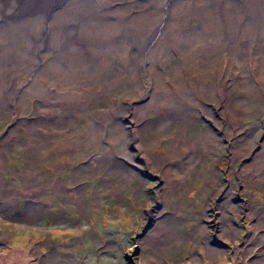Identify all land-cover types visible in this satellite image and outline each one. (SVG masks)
Listing matches in <instances>:
<instances>
[{
	"label": "rangeland",
	"instance_id": "374dc122",
	"mask_svg": "<svg viewBox=\"0 0 264 264\" xmlns=\"http://www.w3.org/2000/svg\"><path fill=\"white\" fill-rule=\"evenodd\" d=\"M139 1L110 0L111 15L157 19L169 6ZM6 5L0 97L12 102H0V264H264V0H198L196 12L181 4L194 26L209 14L222 27V47L189 63L188 44L179 56L178 40L156 43L155 32L133 80L119 66L96 69L57 79L54 96L43 71L13 74L5 48L15 40L24 38L30 63L51 55L26 52L27 22L17 26ZM233 16L244 30L230 36ZM164 50L179 57L157 62ZM32 87L49 97L29 95Z\"/></svg>",
	"mask_w": 264,
	"mask_h": 264
},
{
	"label": "bare ground",
	"instance_id": "6f19581e",
	"mask_svg": "<svg viewBox=\"0 0 264 264\" xmlns=\"http://www.w3.org/2000/svg\"><path fill=\"white\" fill-rule=\"evenodd\" d=\"M148 1L149 0H141L137 2V5H142V9L144 10L146 8L149 9L150 3L148 4ZM0 2L3 9L8 8L6 5L8 2H10V7L15 9L13 17L14 19L15 17L17 18L14 20V23H18L17 26H22L23 20L27 22L24 37L30 36L32 43L29 40L24 42L26 52H31L33 54L36 53V55H38V52H43L42 55L47 53L51 55L45 65H41V62L30 63L24 58L22 51V41L24 38L21 39V42L15 40L5 48L14 62L13 74H19L20 77V73L24 72L23 70L27 69L29 72L35 71V73L41 70L49 75V77L51 76L54 80L52 85L48 88L49 92L53 90L57 91L59 89L60 86H58L59 83L57 82V79L62 78V82L65 84L66 82L70 83V81L73 82V80H75L73 77L77 78L78 76L90 75L94 73L96 69L108 74L119 66L121 68L120 70L123 71V73H126L127 77L132 76L131 80H133L135 76L139 75L134 64L135 61H137L136 59H138L136 58V54L140 53L142 58L145 56V54L142 53L146 50L147 45L149 46L154 43L153 39L155 36L152 34L155 32L158 34L156 37L158 38L156 43L161 41V43L164 44V38H167L168 40L173 39L174 41L178 40L175 42L178 49H173V53L179 54V56L180 48L185 51V46L188 44L189 58H186L185 61H188L189 63L194 59L197 60L198 54H200V56H206L207 54L212 53L213 50L223 42L222 37L225 38V35L221 34L224 33L222 27L215 20L211 21V16L209 14L203 17L198 26L193 25V19L188 18L189 16L187 18H182L184 16H181L183 10L180 9V5H188L193 11L195 9L194 7L198 6V0H165V4L168 2L169 6L163 17H158L157 19L148 18L134 22L129 20L131 19L130 17L132 13H126L124 16H121V12L116 17H114L115 15L112 16L111 14L116 7L111 9L114 5L112 6L110 0H40L38 2H34V0H26L22 7L17 6L14 0H0ZM178 6L180 8H177ZM208 6L211 7L210 4ZM221 6L222 5H219V7ZM118 8L123 9L124 6H118ZM175 9H177V11ZM193 12L191 15H193ZM52 14L53 17L50 18ZM177 14H180V16L177 17ZM109 16H112L110 17L112 19H108ZM215 16L217 18L219 17L218 15ZM234 18L237 19L238 17L233 16L229 18L230 23L232 24L229 25L230 36L234 30L235 32H240L238 29L239 24ZM50 19H52V21ZM8 24L6 25L8 26ZM227 26L228 25H226L225 32L228 31ZM163 27L169 28H166L165 30L162 29L161 31V28ZM240 30L242 31L244 29L240 28ZM168 34L169 37L166 36ZM242 34L243 33H241V35ZM190 43L192 44L190 45ZM75 44L78 45L76 46ZM141 46L144 49H141ZM220 46L222 47V45ZM83 49L90 52V58H85L86 55L84 56L81 53ZM173 53L170 52V54L167 55V50H164L163 56L161 51L158 55L160 57L157 62L164 63L165 59H168V62H174L179 56L175 58ZM120 61H122V65L120 64ZM63 64L64 67L62 66ZM28 66H30V68ZM140 70L142 69L140 68ZM19 71L20 73H18ZM151 72H148L149 77H153L151 76L153 72ZM98 75L99 74H97V76ZM25 78L29 79L27 76ZM33 81L34 79L32 78V81L29 82L30 86H33ZM18 84H20V87L22 88L26 85V82L24 81ZM17 85L13 90H19L18 92L20 95L24 94V88L22 90L16 88ZM38 85L41 87L40 83ZM34 88L36 87L34 86ZM34 88L32 87V91L29 90V95H40V91L35 90ZM44 91L46 94L44 92L40 93L47 95L46 89ZM165 91H167L168 94H171L170 91L168 92V89H165ZM7 93L8 92L5 94ZM1 94L0 102L2 100L5 102H12L10 97L11 93H8V97L6 96V98L3 92ZM54 95L55 94L52 96ZM185 98H190V96Z\"/></svg>",
	"mask_w": 264,
	"mask_h": 264
}]
</instances>
